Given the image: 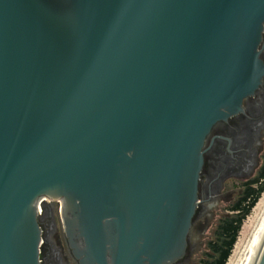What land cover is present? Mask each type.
<instances>
[{
	"label": "water",
	"instance_id": "95a60500",
	"mask_svg": "<svg viewBox=\"0 0 264 264\" xmlns=\"http://www.w3.org/2000/svg\"><path fill=\"white\" fill-rule=\"evenodd\" d=\"M263 35L264 0H0V264L42 263L45 198L79 264H181Z\"/></svg>",
	"mask_w": 264,
	"mask_h": 264
},
{
	"label": "flooded vegetation",
	"instance_id": "af4514ba",
	"mask_svg": "<svg viewBox=\"0 0 264 264\" xmlns=\"http://www.w3.org/2000/svg\"><path fill=\"white\" fill-rule=\"evenodd\" d=\"M262 47L264 59V35ZM205 148L199 185L202 202L198 214L222 199L233 179L241 181L243 192L245 183L261 169L264 162V83L244 99L243 111L213 127ZM39 223L43 238L41 264H79L69 247L57 200H45Z\"/></svg>",
	"mask_w": 264,
	"mask_h": 264
},
{
	"label": "rangeland",
	"instance_id": "374dc122",
	"mask_svg": "<svg viewBox=\"0 0 264 264\" xmlns=\"http://www.w3.org/2000/svg\"><path fill=\"white\" fill-rule=\"evenodd\" d=\"M257 174L258 172L253 177ZM242 188L241 181L233 179L223 198L215 201L206 212L196 216L190 236L189 253L181 264H210L218 257L219 253L214 247L220 242L218 227L223 219L234 214L231 208L241 198Z\"/></svg>",
	"mask_w": 264,
	"mask_h": 264
},
{
	"label": "trees",
	"instance_id": "16d2710c",
	"mask_svg": "<svg viewBox=\"0 0 264 264\" xmlns=\"http://www.w3.org/2000/svg\"><path fill=\"white\" fill-rule=\"evenodd\" d=\"M264 192V162L258 174L245 183L241 198L232 206L234 214L222 220L218 227L220 242L214 247L219 253L218 257L210 264H227L240 231L247 217L252 213Z\"/></svg>",
	"mask_w": 264,
	"mask_h": 264
},
{
	"label": "bare ground",
	"instance_id": "6f19581e",
	"mask_svg": "<svg viewBox=\"0 0 264 264\" xmlns=\"http://www.w3.org/2000/svg\"><path fill=\"white\" fill-rule=\"evenodd\" d=\"M264 226V192L241 230L228 264H244Z\"/></svg>",
	"mask_w": 264,
	"mask_h": 264
},
{
	"label": "built area",
	"instance_id": "2783aa9c",
	"mask_svg": "<svg viewBox=\"0 0 264 264\" xmlns=\"http://www.w3.org/2000/svg\"><path fill=\"white\" fill-rule=\"evenodd\" d=\"M45 199L48 200V201L54 200V199H49V198H45ZM55 200L58 201V203H59V209H61V207H62V202H61V200H60V199H55ZM40 212H42V208H41V206H40Z\"/></svg>",
	"mask_w": 264,
	"mask_h": 264
}]
</instances>
